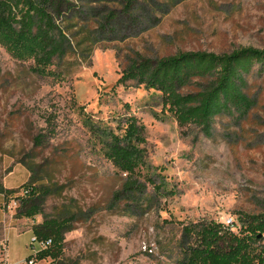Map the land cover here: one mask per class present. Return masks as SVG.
Masks as SVG:
<instances>
[{
    "label": "rangeland",
    "instance_id": "1",
    "mask_svg": "<svg viewBox=\"0 0 264 264\" xmlns=\"http://www.w3.org/2000/svg\"><path fill=\"white\" fill-rule=\"evenodd\" d=\"M74 8L56 20L67 51L49 65L13 54L0 37L4 255L28 264L39 249L32 230L42 227L61 233L62 254L33 264H190L184 229L191 243L202 225L232 218L239 233L245 218L264 214V63L246 77L252 109L216 117L209 135L129 76L130 65L264 51V0H135L129 12L121 0H83ZM4 15L14 41L35 48V18L18 0ZM125 115L144 128L146 166L134 177L99 146L101 131ZM14 198L18 207L5 212ZM258 240L264 254V235Z\"/></svg>",
    "mask_w": 264,
    "mask_h": 264
},
{
    "label": "trees",
    "instance_id": "2",
    "mask_svg": "<svg viewBox=\"0 0 264 264\" xmlns=\"http://www.w3.org/2000/svg\"><path fill=\"white\" fill-rule=\"evenodd\" d=\"M8 1L0 0V37L12 53L20 55L22 52L23 57H33L42 65L51 64L55 58L61 60L67 46L56 20L63 19L66 13H73L74 2L83 0H18L22 9L36 20L35 48L20 46L14 41V30L4 15ZM134 1L121 0L123 11L129 12ZM257 63H264V51L241 48L222 55L181 53L156 62H133L128 74L139 84L166 96L175 105L180 121L191 122L209 135L216 117L231 114L244 117L252 109L254 99L246 92V77ZM114 124L113 129L101 131L100 151L118 172L137 176L146 166L144 128L133 115L118 116ZM128 188L126 185L125 189ZM23 205L25 207V200L19 209ZM243 221L253 227L249 229L243 222L244 230L235 233L218 222L202 225L191 243L185 238L191 231L184 229L181 243L189 246L192 255L188 262L264 264V254L258 248V235H264V214ZM32 232L38 240L51 239V246L38 251L27 261H55L61 256L63 238L59 231L39 227Z\"/></svg>",
    "mask_w": 264,
    "mask_h": 264
},
{
    "label": "built area",
    "instance_id": "3",
    "mask_svg": "<svg viewBox=\"0 0 264 264\" xmlns=\"http://www.w3.org/2000/svg\"><path fill=\"white\" fill-rule=\"evenodd\" d=\"M18 205H19L18 200L16 198L9 199L7 202L4 203L3 210H5V212H7V213H11L12 211H14L18 207ZM222 224L230 230H232L233 228L236 227V224L232 218H227L226 220H224L222 222ZM34 243H37L38 248H39L37 251L35 250V253H34V255H35L38 251L44 250V249L50 247L51 246V239L38 240L37 238L34 237V239L32 240L31 246H33ZM4 250H5V246L1 242L0 243V264H9L7 261L6 255H4ZM33 263H34L33 259L28 261V264H33Z\"/></svg>",
    "mask_w": 264,
    "mask_h": 264
},
{
    "label": "crops",
    "instance_id": "4",
    "mask_svg": "<svg viewBox=\"0 0 264 264\" xmlns=\"http://www.w3.org/2000/svg\"><path fill=\"white\" fill-rule=\"evenodd\" d=\"M0 196H2L1 194H0ZM3 198V197H2Z\"/></svg>",
    "mask_w": 264,
    "mask_h": 264
},
{
    "label": "water",
    "instance_id": "5",
    "mask_svg": "<svg viewBox=\"0 0 264 264\" xmlns=\"http://www.w3.org/2000/svg\"><path fill=\"white\" fill-rule=\"evenodd\" d=\"M259 236H261V235H259Z\"/></svg>",
    "mask_w": 264,
    "mask_h": 264
}]
</instances>
